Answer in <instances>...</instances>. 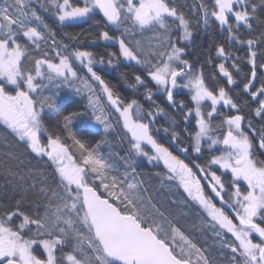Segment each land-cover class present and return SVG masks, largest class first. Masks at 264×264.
<instances>
[{
    "label": "snow or ice",
    "instance_id": "1",
    "mask_svg": "<svg viewBox=\"0 0 264 264\" xmlns=\"http://www.w3.org/2000/svg\"><path fill=\"white\" fill-rule=\"evenodd\" d=\"M260 4L264 6V0ZM31 5L32 0H5L0 5V122L15 138L0 148V264H264V159L258 154L264 153V124L257 129L230 92L238 83L235 70L243 81L242 92L257 102L255 116L264 120V77L258 75L264 71V14L250 11V0H212L210 5L199 0L193 5L194 14L206 19L210 13L228 33V47L215 45L221 58L215 67L226 84H217L213 75L210 86L203 68L195 69L183 58L185 48L179 41H191L192 21L175 0H47L40 4L61 24L102 13L106 24L98 38L117 41L119 51L99 59L78 47L68 52L69 45L54 39L49 45L52 55L42 51L33 56L21 35L41 49V42L47 43L54 33ZM30 18L37 26H30ZM252 20L261 27L259 35L241 38V25L254 31ZM108 25L123 28L121 35L103 30ZM144 31L152 35L137 39ZM233 41L246 46L243 56L231 50ZM121 58L143 66L156 91L166 94L182 119L189 124L194 119V130L184 129L188 146H181L174 118L173 128L164 131L170 132L186 156L199 154L196 160L181 159L153 134L152 125L163 108L155 105L153 111L135 99L126 102L94 70V64L113 65ZM230 58L231 68L225 63ZM73 59L98 82L119 114L115 122L101 107L92 83L78 74ZM241 61L249 65V72H243ZM184 78L186 82L179 84ZM134 79L133 88L147 84L140 74L134 73ZM60 85L78 95L87 90V105L67 111L58 107L54 90ZM9 86L14 89L10 91ZM178 87L190 90L194 107L177 103L174 90ZM152 96L153 90L146 87V99L151 102ZM206 101H210L208 110ZM243 104L247 106L248 101ZM218 106L235 114H224ZM46 109L55 117L51 126L42 116ZM88 109L105 137L122 121L128 147L123 156L116 154V161L123 165V172L111 156L101 154L105 140L93 142L72 131L71 125L89 115ZM214 114L223 117L215 124ZM205 151L209 153L206 162H198ZM31 155L45 164L33 165ZM137 158L155 166L162 162L165 171L155 175L162 185H171L175 198L170 202L177 211H162L145 195L146 174L138 171ZM220 170L230 173L231 180L222 179L223 173L217 174ZM181 218H186L185 224ZM37 248L42 251L38 253Z\"/></svg>",
    "mask_w": 264,
    "mask_h": 264
},
{
    "label": "trees",
    "instance_id": "2",
    "mask_svg": "<svg viewBox=\"0 0 264 264\" xmlns=\"http://www.w3.org/2000/svg\"><path fill=\"white\" fill-rule=\"evenodd\" d=\"M42 0H39L41 3ZM199 0H175L176 5L180 8L181 11L184 12L185 16L188 17L192 21V39L190 42L179 41V45L185 48L184 59H188L193 63L195 69L203 68L204 76L206 78V83L210 86L213 85L212 76L215 75L217 84H226V78H223L219 73L218 69L215 67L216 64L221 62V58L216 56L215 45L223 43L226 47L227 44V30L222 29L218 22L211 16L209 13L206 19H201L198 15L194 14V4H198ZM212 0H206V3L211 4ZM5 0L0 1V5H3ZM38 3L37 8H35L38 15H41L45 22L48 23L54 36L49 35L47 39V43L41 42V49H36L35 45H32L27 41L22 35L20 40L22 43L28 44V47L33 56H39L42 51H48L50 55L53 54V50L49 47L52 44L53 39L60 43L69 45L68 52H71L73 48H81L83 50L91 51L95 54L96 58L99 59L101 56H105L110 51H119V45L117 41H105L99 37V33L104 24H106L105 19L103 18V14L97 11L92 19L85 18L82 21L74 22V23H66L61 24L56 20V18L51 14V12L45 11L40 7ZM250 11H254L256 14H264V6H261L260 0H250ZM200 22L197 23L196 21ZM170 19V23H171ZM253 25L252 32H249L244 25H241L239 32L241 38L247 39L252 35H259L261 31V27L257 24L255 20L251 21ZM30 26H37L34 20H31ZM41 31L47 32V30L40 28ZM103 30L109 31L110 35L120 36L123 28L117 29L115 26L108 25ZM173 34L179 37L180 33L178 30H174ZM152 35L151 31H144L143 37L137 34L136 38H147ZM75 36L76 39L73 40L72 37ZM128 39H132L131 36ZM264 47V45H261ZM231 50L236 55L243 56L246 53V46L237 45L235 41L232 42ZM211 57V63H208L209 58ZM74 60V59H73ZM28 63L27 61L25 62ZM226 65L231 68L232 59L225 61ZM241 68L244 73L249 72V65L241 61ZM78 71L80 74L86 71L82 67H78ZM98 74H100L106 81L110 83V85L117 91L122 98L127 102L129 100L135 99L139 102L140 105L143 106L144 109H152L155 110V105H159L164 109V113L156 116L153 127V134L157 138V140L165 146L169 147L171 151L177 153L180 157H182V153L177 148V142L171 140L170 132L166 133L164 131L165 128L172 129V119L174 118L177 122L175 126V131H177L180 136L181 146H188L189 136L188 133L184 131L185 127H188L189 131L194 130V119H191V124L184 121L182 119L183 114L178 111L176 107L171 105L167 99L166 94L156 91L157 85L154 81L151 80L150 77L146 76V72L144 71L143 66L137 65L134 61H125V59L121 58L113 65H108L107 63L101 64V67L96 68ZM121 73H124L122 76ZM134 73L140 74L144 76L147 80V84L139 85L137 84L135 88L131 85L135 84ZM234 76L237 77L238 83L234 86H231L230 92L238 100V102L242 105V113L246 118H250L253 122V125L259 129L262 124H264V120L260 117H256L253 109L257 106V102L251 101L250 97L242 92L243 81L240 76L236 74L235 70H233ZM260 77H264V71L258 72ZM258 84V81H257ZM146 87L151 88L153 90L152 101L150 102L146 99ZM14 86H9V90L12 91ZM58 93L56 99L58 107L67 111V110H80L87 105V99L84 96H79L75 93L73 89L68 88L66 85H60L59 88L54 90ZM45 94H49V90H45ZM239 94V95H237ZM190 94L187 92H174V98L179 103L180 101H184L189 107H193V102L191 101ZM248 101L247 106H244L243 102ZM210 106H207L206 110H208ZM107 111L110 112V118L113 122L118 119V115L115 114L109 107L106 105ZM220 112L224 114H235V110H230L228 107L221 106L219 107ZM186 112V109H185ZM44 120L46 124L51 126L55 120L53 113L50 110H45ZM222 116L215 115L213 117V124L218 123L222 120ZM84 121L87 122V126L84 125ZM90 124V125H89ZM243 126L247 130V119L244 122ZM71 129L74 133L77 134L78 137H84L93 142L96 140H105L106 142L101 145V154L106 158L111 156L113 161H116V154L118 153L120 156H123L127 150V142L124 140V133L122 130V125L116 126L115 132L109 134L107 137L103 135V132L100 130H95L91 127L90 117L84 116L76 120L72 125ZM55 131V129H53ZM44 140H46V136H44ZM15 142L14 134L10 129L7 128L2 122H0V148H3L4 143ZM70 145L72 141L69 139L67 141ZM255 143V141H254ZM18 149H22L23 145H17ZM75 151V149H73ZM260 158L264 159V153H259ZM209 153L207 151L204 152L203 156L200 157L198 162L205 163L206 158ZM31 160L33 165L43 166L45 161L37 160L34 155L28 157ZM197 159V156L194 157V160ZM119 165V171L123 172L124 167L122 164H119V161H116ZM138 171L144 172L146 174L145 179L147 183L145 187L148 189L145 195H150L153 199V202L157 204L158 207L164 210H172L177 211L175 206L171 204V200L174 199L172 193L170 192V187L167 182L163 185L160 182V177L156 176V173H163L165 169L160 166H151L144 159H137ZM216 170V167L213 169ZM222 179L225 181L231 180V175L229 173L218 171L217 174H221ZM244 186L243 184L241 185ZM101 191H103L101 189ZM181 224L186 223V218H181ZM198 238L203 243V237ZM208 243L211 244L212 240L209 238ZM69 248H65L64 251H69ZM42 250L37 248V252L40 253Z\"/></svg>",
    "mask_w": 264,
    "mask_h": 264
},
{
    "label": "rangeland",
    "instance_id": "3",
    "mask_svg": "<svg viewBox=\"0 0 264 264\" xmlns=\"http://www.w3.org/2000/svg\"><path fill=\"white\" fill-rule=\"evenodd\" d=\"M38 0H32V8H37V7H39L38 6ZM41 3H47V0H42V2ZM41 3H39V5L41 4ZM41 7V6H40ZM43 9V8H42ZM85 18H82V19H80V20H76V21H65L63 24H66V23H74V22H78V21H82V20H84ZM30 23H31V18H30ZM183 42H188V41H183ZM125 61H127V60H125ZM73 62V64H74V66L77 68V70H78V67H82V68H84L82 65H80L79 64V61H76L75 59L72 61ZM127 62H129V61H127ZM93 67H94V70L96 71V68H98V67H101V64H94L93 65ZM86 71H84V73H82V74H80V72L78 71V74L81 76V77H87L88 78V80L92 83V86H93V88L95 89V93H96V95H98V96H100V100H101V107H104L105 108V110L107 111V109H106V105L109 107V109L110 110H112L115 114H117L118 115V117H119V114L118 113H116L115 112V110L114 109H112L111 108V106H110V102L107 100V97H106V95H104L102 92H101V89H100V87H99V85H98V82H94V81H92V78H91V75H90V73H88L87 72V69L86 68H84ZM186 82V78H184V79H180L179 81H178V83L179 84H181V85H183L184 83ZM78 86H80V87H83V85L82 84H79V82H78ZM159 92H161V93H163L162 91H159ZM174 92H187L188 94H190V96H191V93H190V90L189 89H187V88H184V87H178L177 89H175L174 90ZM79 96H84V97H86V99H87V97H88V92H87V90H85L82 94H80ZM88 102V101H87ZM195 105H194V102H193V107H194ZM207 106H210V101H206L205 103H204V109L206 110V108H207ZM218 107H221V106H218ZM226 107V106H225ZM88 112H89V115H87L88 117H90V120H91V127L93 128V129H95V130H100L101 132H103V128H102V126H99V125H97V123L94 121V119H92V117H91V115H90V113H91V109H88ZM45 113V112H44ZM44 113H42V116H44ZM191 119V118H190ZM121 122V125H122V121H120ZM90 125V124H89ZM103 135H104V133H103ZM44 136H46V134H42V138L44 139ZM45 142H46V140H45ZM182 153V152H181ZM189 155H190V157L191 156H193V157H195V156H198L199 154H195V153H192V152H190V153H188ZM137 159H144V160H146V158H137ZM147 161V160H146ZM148 162V161H147ZM149 163V162H148ZM150 164V163H149ZM151 166H155V164L153 163V164H150ZM159 166L161 167V168H163L164 169V167H163V164H162V162H160V164H159ZM158 166V167H159ZM217 168L218 166H214V168ZM213 168V169H214ZM221 172H224V170H220ZM230 174V173H229Z\"/></svg>",
    "mask_w": 264,
    "mask_h": 264
},
{
    "label": "flooded vegetation",
    "instance_id": "4",
    "mask_svg": "<svg viewBox=\"0 0 264 264\" xmlns=\"http://www.w3.org/2000/svg\"><path fill=\"white\" fill-rule=\"evenodd\" d=\"M190 153V152H189ZM174 154H176V155H178L177 153H174ZM182 157H181V159H185L186 160V162H189V160H194V157L193 156H191L190 157V155L189 154H187V156L182 152ZM204 183H206V182H204Z\"/></svg>",
    "mask_w": 264,
    "mask_h": 264
},
{
    "label": "water",
    "instance_id": "5",
    "mask_svg": "<svg viewBox=\"0 0 264 264\" xmlns=\"http://www.w3.org/2000/svg\"><path fill=\"white\" fill-rule=\"evenodd\" d=\"M0 1H2V0H0Z\"/></svg>",
    "mask_w": 264,
    "mask_h": 264
}]
</instances>
